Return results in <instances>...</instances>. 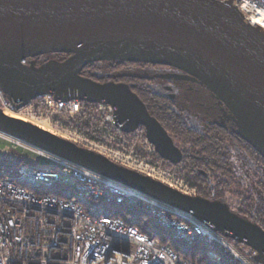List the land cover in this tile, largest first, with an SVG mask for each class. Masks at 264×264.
<instances>
[{
    "label": "water",
    "instance_id": "obj_1",
    "mask_svg": "<svg viewBox=\"0 0 264 264\" xmlns=\"http://www.w3.org/2000/svg\"><path fill=\"white\" fill-rule=\"evenodd\" d=\"M55 52L70 55L39 65L33 59ZM108 59L185 71L181 78L199 80L225 103L240 135L264 158V35L234 0H0V87L9 99L22 106L51 93L110 104L123 131L142 125L160 157L178 163L181 150L126 83L79 74ZM0 128L191 212L264 255V230L222 204L181 193L1 111Z\"/></svg>",
    "mask_w": 264,
    "mask_h": 264
},
{
    "label": "built area",
    "instance_id": "obj_2",
    "mask_svg": "<svg viewBox=\"0 0 264 264\" xmlns=\"http://www.w3.org/2000/svg\"><path fill=\"white\" fill-rule=\"evenodd\" d=\"M234 2L243 17L251 25L258 26L264 35V0ZM94 105L107 107L105 120L123 131L116 123L115 108L110 104L87 103L74 96L55 99L51 93H42L20 107L0 87L2 113L6 110L40 118L43 116L41 107H44L50 113L65 112L72 116L98 111ZM0 140L47 160L46 165H41L33 163L32 159L19 157L22 162L16 172L9 169L8 174L0 175V264H192L171 247L158 245L155 238L143 233L138 226L126 223L118 215H89L78 200L99 205H139L161 227L170 230L173 238L189 244L203 243L206 255L213 261L264 264V255L246 241L216 230L210 222L191 212L1 128ZM22 182L35 185V190L30 191ZM57 184L63 185L65 192L62 195L44 190L40 192V189H50ZM189 190L197 196L187 185L182 188L183 192L190 193ZM117 240L123 242L122 247H114Z\"/></svg>",
    "mask_w": 264,
    "mask_h": 264
},
{
    "label": "trees",
    "instance_id": "obj_3",
    "mask_svg": "<svg viewBox=\"0 0 264 264\" xmlns=\"http://www.w3.org/2000/svg\"><path fill=\"white\" fill-rule=\"evenodd\" d=\"M69 55V52L45 53L34 56L33 59L36 65H39L50 58L62 61ZM31 59L26 58L25 61L29 62ZM79 74L98 82L126 83L144 103L148 113L160 122L171 138L173 134L182 142L181 147L174 143L182 152L179 162L174 164L181 165L178 173L188 184L198 187L197 197L222 204L231 212L264 230V158L240 135L241 132L244 133L243 129L225 103L209 88L197 79L181 78L180 75L186 72L176 67L125 59L92 62L84 66ZM179 80L186 82L182 85L178 83ZM195 113H200L203 117L200 119ZM191 114L193 118L188 116ZM69 124L73 125L72 122ZM87 125V122H83L80 128L84 129L90 139L101 142L99 136L86 131ZM137 129L145 131L142 125ZM236 153H241L242 157L250 162L247 177L242 180L232 174L236 165L233 156ZM21 162L20 158L0 156V175L8 174L9 169L16 172ZM210 171H218L219 175L214 188L208 178ZM21 184L30 191L35 190L36 187L28 182ZM226 188L233 190L242 198L238 203L239 210L236 212L228 207V203L222 197ZM253 188L263 198L262 202L256 205L246 202V197L255 194ZM43 190L57 192L60 195L65 192L63 185L58 184L50 189H40V192ZM77 202L83 205L85 212L91 216L105 213L122 217L126 223L138 226L143 233L155 238L158 245L171 247L181 258L189 260L192 264H229L225 260L218 262L211 260L206 255L205 246L201 242L189 244L173 238L170 230L161 227L139 205L107 203L102 207L94 202L89 204L85 200ZM246 210L248 212H244ZM250 210L257 212L255 220L249 217ZM122 245L123 242L117 240L114 247L118 248Z\"/></svg>",
    "mask_w": 264,
    "mask_h": 264
},
{
    "label": "rangeland",
    "instance_id": "obj_4",
    "mask_svg": "<svg viewBox=\"0 0 264 264\" xmlns=\"http://www.w3.org/2000/svg\"><path fill=\"white\" fill-rule=\"evenodd\" d=\"M185 82L186 81L184 80L178 81V83L182 85L185 84ZM175 83L178 84L177 82ZM97 107L99 108L98 105H94L96 110H98ZM41 111L43 112V116L40 118L32 114H26L23 116L27 122L44 125L53 134L67 141L73 142L86 150L105 156L112 162L147 175L158 182L168 185L174 190L195 197L191 194L190 190V193L182 191V188L187 185L188 188L195 192V195H198V187H192L187 181H185L183 176L178 173L181 165H175L174 163L160 157L155 151L153 145L145 140V131L142 132L135 129L134 131L125 133L124 131H119L112 127V125L105 120V116L108 113L107 107L102 106L98 111L89 114H75L72 116L65 112L56 111L50 113L49 110L44 107H41ZM195 115L200 119L203 117L200 113H195ZM188 116L190 118L194 117L192 114ZM69 122H72L73 125H70ZM83 122L88 123L85 128L86 131L99 136L102 140L101 142L90 139L86 135L84 129L82 130V128H80ZM172 139L177 146H182L180 139L173 136V134ZM0 156L5 158L24 157L32 159L33 163L41 165L47 164V160L43 159L42 156L24 150L19 146L9 144L3 140H0ZM242 156L241 153H236L233 156L236 165L235 170L232 172L233 175H237L241 180L247 177L250 170V166L248 165L250 162L248 163ZM217 172L218 171H210L208 175L212 188H214L216 179L219 177ZM179 184H181V186ZM247 190H249V188H247ZM253 191L255 194H250V196L246 197V202L250 205L261 203V199L263 198L258 195V191L255 188H253ZM222 194V197L228 203V207L235 212L238 211V203L242 198L229 188H226ZM101 206L104 207V204H101ZM250 207L252 209V206ZM244 212L248 211L246 210ZM256 214L257 212H255V210H250L248 213L252 220L257 218Z\"/></svg>",
    "mask_w": 264,
    "mask_h": 264
},
{
    "label": "bare ground",
    "instance_id": "obj_5",
    "mask_svg": "<svg viewBox=\"0 0 264 264\" xmlns=\"http://www.w3.org/2000/svg\"><path fill=\"white\" fill-rule=\"evenodd\" d=\"M4 114L7 115V116H10V117H12V118L19 119V120H22V121H24V122H27V120L25 119V117H24L23 115L19 114V113H13V112H9V111L4 110ZM32 124L38 126V127L41 128V129H44V130H46V131L52 133V132H51L50 130H48L44 125L37 124V123H32ZM52 134H53V133H52Z\"/></svg>",
    "mask_w": 264,
    "mask_h": 264
},
{
    "label": "flooded vegetation",
    "instance_id": "obj_6",
    "mask_svg": "<svg viewBox=\"0 0 264 264\" xmlns=\"http://www.w3.org/2000/svg\"><path fill=\"white\" fill-rule=\"evenodd\" d=\"M237 215V214H236ZM241 217V216H240ZM243 218V217H242Z\"/></svg>",
    "mask_w": 264,
    "mask_h": 264
}]
</instances>
